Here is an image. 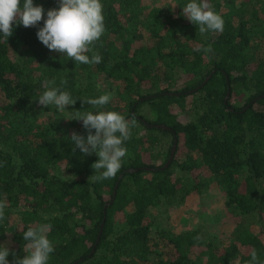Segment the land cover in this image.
Returning <instances> with one entry per match:
<instances>
[{
    "label": "trees",
    "instance_id": "1",
    "mask_svg": "<svg viewBox=\"0 0 264 264\" xmlns=\"http://www.w3.org/2000/svg\"><path fill=\"white\" fill-rule=\"evenodd\" d=\"M102 2L106 31L87 53L98 52L99 64L49 51L36 35L43 21L0 39V197L8 203L0 244L23 257V232L47 216L50 264H264V0H210L224 30L208 33L181 15L187 0H177L178 12L149 0ZM46 80L70 92L82 112L95 109L79 100L112 84L103 110L135 120L115 177L95 179L98 157L72 152L66 137L87 132L82 121L48 118L55 108L35 98ZM235 96L246 97L243 106ZM175 135L176 156L164 168ZM214 185L234 220L233 237L164 226L160 215ZM257 216L259 231L245 222Z\"/></svg>",
    "mask_w": 264,
    "mask_h": 264
},
{
    "label": "clouds",
    "instance_id": "2",
    "mask_svg": "<svg viewBox=\"0 0 264 264\" xmlns=\"http://www.w3.org/2000/svg\"><path fill=\"white\" fill-rule=\"evenodd\" d=\"M181 15L197 26L200 33L224 30V19L214 10L210 0H187ZM41 21L43 26L38 28L37 39L49 51L79 64L102 62L103 57L98 52L91 56L87 54L106 31L102 0H59L58 7L47 11L36 0H0V39H8L20 26L36 27ZM42 87L44 90L35 97L39 105L54 107L59 113H71L72 117L67 119L82 121L87 135L74 131L66 137L72 145V152L79 150L83 156L98 157L92 165L95 173H99L95 179L115 177L127 156L125 145L132 137L135 120H129L118 111L103 110L111 102L110 94L79 100L95 109L82 112L74 108L78 100L70 92L55 86L54 80H46ZM69 107L73 110L69 111ZM7 208V201L0 197V221L4 220ZM48 219L45 216L46 222L37 227L30 226L23 232V257L15 256L8 245L0 244V264H50L55 245L48 235L51 229ZM10 255L15 256L14 262L9 260ZM251 259L253 262L257 260L255 252Z\"/></svg>",
    "mask_w": 264,
    "mask_h": 264
},
{
    "label": "rangeland",
    "instance_id": "3",
    "mask_svg": "<svg viewBox=\"0 0 264 264\" xmlns=\"http://www.w3.org/2000/svg\"><path fill=\"white\" fill-rule=\"evenodd\" d=\"M150 4L154 6L162 7H171L174 12H178L180 5L177 0H149ZM174 7V8H173ZM258 47V46H257ZM261 53H264V47L260 46ZM103 85V94H110L113 91H109L112 84L104 81ZM246 97L235 96L233 103L239 106H243ZM175 110L179 109L175 106ZM48 112L47 116L50 119H57L65 117V120L68 118V113H59ZM146 112V110H145ZM184 119L183 116H181ZM170 139V138H169ZM164 142L162 149H165L167 143ZM157 164L161 163V160L156 162ZM225 196L221 190L216 186L202 194V195H192L187 204L183 207L174 209L170 211V214L160 215L161 221L164 222V226L172 232H184L190 230L194 227L201 228V234L207 237H214L217 239L227 240L230 237L234 236L235 223L231 219L230 214L225 208ZM157 213L156 211H153ZM245 222H250L255 231H259L261 223L258 220V216L251 219L245 220ZM23 252V251H21Z\"/></svg>",
    "mask_w": 264,
    "mask_h": 264
},
{
    "label": "water",
    "instance_id": "4",
    "mask_svg": "<svg viewBox=\"0 0 264 264\" xmlns=\"http://www.w3.org/2000/svg\"><path fill=\"white\" fill-rule=\"evenodd\" d=\"M211 76H208L206 78V80L204 81V83L202 84V86H204L208 80L210 79ZM231 97V88L229 86V89H228V92H227V96L225 98V102L227 103L229 98ZM152 126V125H150ZM156 127H159V128H162V129H166V130H171V128L165 124H159V125H155ZM177 144H178V138L177 136L175 135V142H174V145L172 147V150H171V155L169 157V160L168 162L166 163V165L164 166V168H167L169 167V165L172 163V161L174 160L175 156H176V151H177ZM145 169H152L151 167H146ZM137 169H129L128 171H131V172H134L136 171ZM119 187V183H117L116 187H115V190H114V197L116 196V193H117V189ZM113 202V201H112ZM109 203L106 204V207L108 206ZM103 228H104V223H102L101 225V229H100V232H99V235H98V239H97V243L100 241L101 237H102V234H103ZM95 251V248L93 249V252ZM77 264V263H75Z\"/></svg>",
    "mask_w": 264,
    "mask_h": 264
}]
</instances>
